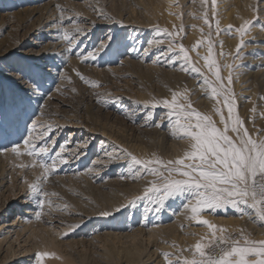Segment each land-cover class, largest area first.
Listing matches in <instances>:
<instances>
[{"label":"rangeland","instance_id":"1","mask_svg":"<svg viewBox=\"0 0 264 264\" xmlns=\"http://www.w3.org/2000/svg\"><path fill=\"white\" fill-rule=\"evenodd\" d=\"M161 1L0 0V122L4 128L3 133H0V208L6 209L17 201H26L29 206L35 207V211L39 210L35 200L26 197L27 185L24 181L33 182L43 170L38 167H19L21 164L31 165L32 158L16 157L10 151L14 144H22L23 139L28 138L30 132L32 135H37L43 130L37 127L35 131H31L30 124L33 119H39L36 121L37 125L54 126L51 139H54L57 145H64L67 142V150L63 155L69 159L67 164L59 165L56 173L49 177L46 190L56 193L55 196L50 197L54 207L50 209L46 205L40 220L35 216L36 228H33L32 240L29 239L30 243L27 242L26 247L32 246L35 241L38 242V238H43L54 241L55 248L59 251L56 250L55 256L62 263L121 264L125 252L129 253L133 249H140L139 260L151 258L155 245L162 244L163 238H167V242L175 240L174 243L178 245H188L199 236L206 235V240L211 238V232L206 226L198 225L194 221L189 223L191 222L189 220L187 226H182L183 233L178 231L179 236L177 234L169 237L157 236V239L151 238L150 241L148 236L144 235L139 236L137 241L135 239V242L130 241V238L128 241L117 237L99 240L92 238L94 234L109 233L112 227L119 225L121 217H129L131 210L127 207L123 216H118V212H113L109 217L100 215L103 211H112L108 203L113 202V199L121 194L123 190L121 187L125 181H135L132 179V172L128 170L129 167L116 163L115 159L110 160L107 154L113 149L118 152L121 148L129 153L128 150L136 147L144 154L146 151L145 157L154 159L163 152V145L158 136L163 130L154 126L158 122L160 113L155 114L154 119L150 121L141 120V116L137 114L140 111L138 102L151 96L157 99V90L168 79L166 67L163 63H157L156 55L159 49L148 45L149 40L156 39L157 35L154 32L160 29L162 24L163 13L160 15L155 12L151 15L153 8ZM192 1L174 0L179 8L173 15L175 18L178 15L177 31L181 27L184 29L180 33L181 36L176 37V41L182 43L185 48L189 46L193 25L190 21L192 14L189 13V9L194 11L200 0ZM223 1L233 8L237 0ZM262 3L264 0H250L255 21L254 28L257 32L261 30L263 37L252 41L253 43L246 41L248 46L243 47L239 54L242 59L234 60L236 55L233 56V67L236 64L233 70L236 72L233 77L236 112L242 114L245 110L244 106L249 101L252 103L255 100L257 107L263 105L262 118L257 119L258 115L253 116L250 121L254 125V127L251 125L253 129L247 126L250 133L260 138H264V96H260L258 91L255 92L257 89H253L257 88L252 82L253 72L244 59L251 52L254 53L253 56L263 54L264 30L261 26L264 25V5ZM60 9L64 10V28L72 32V24L78 23L87 32V35L77 36L76 44H79V48L74 47V53H69L67 42L59 36V32L62 31L58 27L61 18ZM104 15L112 19H105ZM120 21L123 22V26L118 23ZM209 21L211 23L210 18ZM220 29L229 32V44L232 41L233 28L230 30L229 25H224ZM210 30L202 23L196 31L204 43L208 40L207 34ZM52 31H56L54 33L60 39L58 48L53 47L52 41L56 40L51 37ZM106 37L113 38L110 47L100 53L97 59L82 58L81 54H86L85 50L94 51L99 42ZM213 38L214 35L211 37L214 40L213 50L221 51L223 54L233 53L231 46L223 42L220 44L219 40ZM80 40H83V43H80ZM250 46H256L257 49H252ZM245 73H250V76L237 80V75L242 76ZM190 74L186 73V79L193 80L194 75L190 76ZM80 76L85 79L81 80ZM85 81H91L99 87L93 88ZM251 92L253 96L248 95ZM36 95H39V100L33 105L31 101ZM247 112L243 115L248 114ZM258 123L261 124L260 127L257 126ZM57 125L59 127H56ZM102 133L112 137L111 144L107 139L105 146L100 145V141L106 140L100 135ZM169 140L167 137V141ZM5 148L9 151H4ZM143 153H135V156L143 157ZM89 169L93 170L89 172ZM143 188L146 187L139 186L138 189L144 191ZM136 195L139 197L143 193ZM131 197L132 195L126 196L130 198L128 202L133 200L134 197ZM181 200L183 197L169 200L165 209L159 213L152 212L151 205L149 206L147 201L138 200V204L134 207L138 217H134L136 224L134 223L135 226L130 229L136 232L141 222H145L143 227L158 221H163L161 222L163 224L172 222L176 218L169 216L170 213L175 212L177 217L184 211ZM29 206L26 208H30ZM145 207L148 209L147 212ZM15 208L13 206L12 210L14 211ZM26 208H20L19 212H23ZM231 209L216 210L214 214L206 212L207 214L203 215L230 221L242 219L247 223H251L255 218H250L247 214L241 216L236 210ZM141 210L147 216L144 217L145 220L142 219ZM252 223L250 230L243 228L246 230L243 233L254 240H263L256 234V230L262 228L264 224L253 221ZM72 225L80 226L72 228L70 227ZM143 227L139 230H144ZM221 228L227 229V234L233 233L232 237H239L242 232L235 223L227 222V226ZM129 231L127 232L131 234ZM142 237L146 238L142 239ZM44 262L48 263L46 260Z\"/></svg>","mask_w":264,"mask_h":264},{"label":"snow or ice","instance_id":"2","mask_svg":"<svg viewBox=\"0 0 264 264\" xmlns=\"http://www.w3.org/2000/svg\"><path fill=\"white\" fill-rule=\"evenodd\" d=\"M211 6L213 17H215L217 0H211ZM60 11L61 18L58 27L62 31L59 36L67 42L69 53H74V47L79 48V44H76L77 36L87 35V32L78 23H73L72 32H69L67 28L63 27L64 10L60 9ZM101 15H103L102 12ZM104 18L112 19L106 15ZM203 22L211 29L212 25L207 12L204 13ZM118 23L123 26L122 21ZM254 26L255 21L244 20L235 29L240 36V42L236 48L237 55L234 60L242 59L239 54L245 47L244 36ZM216 27L219 28L218 19ZM261 27L264 30V25ZM231 28L230 25L229 29L231 30ZM183 31L182 27L175 32L157 29L156 35L160 38L149 40L148 44L150 46L161 45L167 40L168 47L162 52L164 61L169 65H176L179 62L180 71L196 73L203 77L202 84L210 91L209 98L221 105L215 109V112L223 127H218L211 116L201 113L192 106L187 98L189 95L187 89L183 93L172 91L170 99L154 98L151 101H146L144 108L147 110L144 113V119L153 120L152 110L163 107L167 110L166 117L172 126L173 138L187 140L189 148L184 151L181 157L174 160L139 159L124 149H120L118 153H108L110 160H120L123 157L130 160V164L126 166L132 169L134 180L145 175L155 177L150 181V186L144 189L142 196L133 199L126 205L117 207L115 211H121L122 207L134 208L137 205V200H140L147 201L151 205L150 210L159 213L165 209L169 200L183 197L181 207L189 213L188 219L198 225L206 226L211 232V238L206 240L202 236L197 239L194 245L185 249L191 253V257H184L181 253L176 257V264H264V240H254L243 231L239 237H232L227 234V229L218 228L203 218V214L206 212H215L231 207L241 216L247 214L250 218L255 217L254 223L264 224V138L259 136L253 138L243 120L236 114V101L230 87L233 81L234 67L233 64L224 66L229 69L227 83H225V78L221 75V67L213 58L214 44L211 39V30L207 34V55L202 59L215 78L212 81L200 68L196 67L190 58L189 50L182 43H176V37ZM112 39V37H106L101 40L94 51L85 50L86 54L82 53V58L85 60L97 59L100 53L110 47ZM80 43H83V40H80ZM202 43L203 41L199 42L193 50ZM157 63H159V59ZM77 75L80 74L77 73ZM80 78L81 80L85 79L83 76ZM85 82L93 88L99 87L98 84L91 81ZM104 102L106 103V101ZM225 109L227 116L224 114ZM154 126L161 127V124L157 123ZM37 127L43 130L37 135H32L30 132L28 138L23 139L22 144H14L10 151L16 157L28 156L32 158L31 165L21 164L19 167H38L43 170L42 174L38 175L33 182L24 181L27 185L26 197L35 200L39 209L35 212V216L37 220H40L46 205L50 209L54 207L50 197L55 196L56 193L46 190L49 177L56 173L59 165L67 164L69 161L63 155L67 148V142L64 145H57V142L51 139L54 126L52 124L37 125L33 122L32 131H35ZM4 151H9V149L5 148ZM100 215L109 217L113 215V212L103 211ZM79 226L72 225L70 227L77 228ZM162 255L171 264V254L163 253ZM48 258L55 257L48 252H37L36 264H43V261Z\"/></svg>","mask_w":264,"mask_h":264},{"label":"bare ground","instance_id":"3","mask_svg":"<svg viewBox=\"0 0 264 264\" xmlns=\"http://www.w3.org/2000/svg\"><path fill=\"white\" fill-rule=\"evenodd\" d=\"M192 2H194V0ZM235 3H236V5H234V7L231 8V7H229V5L227 3H224L223 0H217V8H216V16L215 17H213V13H212L211 0H207V2H204V0H200L198 6L195 8L194 11H191L192 10L191 8L189 9V13L192 14V17H191L190 21H192L193 25L191 27L192 33H191V36H190V39H189V46L186 49L189 50L190 58L195 63L196 67L200 68L201 71L209 78L210 81L214 80L215 78L212 76L211 72L209 71V69L207 68V66L205 65V63H204V61L202 59V57L207 55V41H205V43H204V40H202V37H200L197 34L196 31L198 30L199 26H201V24L204 23L203 22L204 13L207 12V15L209 16L208 19L210 18L211 23H212L213 30H212V28H211V30L214 31L212 33V36L214 35L213 39L219 40L220 44L223 42V44L227 45L228 42H229L228 40L230 39L229 32H226L224 29H220V28L222 26H224V25H229V26L231 25L232 26V28H233V33L231 35L232 36V41H230L228 46H231L233 48V53L232 54H230V53L229 54H225V53L223 54L221 51L220 52H216L215 50H213V58L216 59L218 64L220 65V67H221V75L225 78V83H227V77L229 75V69L225 68L224 66L228 65V64H233L234 65L233 56L237 55L236 48H237V46H238V44L240 42V36L236 33L235 29L238 28L243 23L244 20L254 21L253 20L254 17H253V13H252V11H253L252 9L253 8L251 7L250 0H237ZM262 4L264 5V3H262ZM263 5H260V7H262ZM178 9L179 8H178V6H176V3L174 2V0H168V1L167 0H162L159 3V5H156V7L153 8V12H151V15L154 14L155 12H157L160 15L163 13L162 14L163 15L162 19L163 20H162V24L160 26V30H167L169 32H175V31H177V25H179L178 24V15L176 16V18L173 15L175 13H177ZM156 16H158V15H156ZM217 19L219 20V28L218 29L216 27V20ZM50 32H51V29H50ZM54 32H56V31H54ZM54 32L52 31V33H50L52 36L51 35L50 36L54 37L53 39L56 40V41H52L53 42L52 43L53 47L54 48H58V47H60V39H58L59 38V37H57L58 35H56V33H54ZM217 32L219 33L218 35L216 34ZM154 33H156V32H154ZM222 35H225V37H222ZM260 37H263L261 30L259 32H257V30L253 27L251 29V31L246 36H244L245 46L246 47L248 46V43H246V41L252 42V41H255L257 39H260ZM155 38L158 39L160 37L155 36ZM201 41H203L204 45L200 44L199 47H196L195 50H193L194 46L198 45V43L201 42ZM213 41L214 40H212V42ZM176 43H177V41H176ZM152 46H154L155 48L159 49V51H158L159 53H157L156 59H159V62L163 63V66L166 67L165 71L167 72V75H168V79L165 81V83H163V86L160 89L157 90V95H156L157 99H164V98L170 99L172 91H177V92L183 93L185 91V89H187L188 93H189L187 98H188V100H190L192 106L196 110L200 111L201 113L211 116L212 119L216 122L217 126L222 128L223 126L220 125V123H219V116L216 115V112H215V109L217 107H220L221 105L216 104V102L214 100L209 98L210 91L206 88V86H204L202 84L203 77L199 76L196 73L189 72V73L194 75V79L193 80L186 79V72L180 71L179 68H178L179 62H177L176 65H169L168 63H166L164 61V57L162 55V52L165 49H167V47H168L167 40H166V42L164 44L151 45V47ZM251 48L252 49H255V48L257 49L256 46H252ZM243 50H242V52H244ZM145 51H147V50L145 49ZM262 52H263L262 56L261 55L253 56L254 53L251 52L250 55L245 56L244 60H245V62H246V64L248 66L250 65L251 70L253 72L252 73L253 74V81L252 82H254L253 84H256V86H257V88L255 87L253 89H257L255 92L258 91L260 96L263 97L264 96V50H262ZM147 53H148V51H147ZM235 66H236V64H235ZM152 69H154V68H152ZM241 71L243 72V70H241ZM248 71H250V70H248ZM153 72H156V71L153 70ZM234 73H236V72L232 71V76L233 77H234ZM191 74H190V76H191ZM244 76L249 77L250 73H245L242 76H241V74H239L236 77H237V80H241L242 77H244ZM241 82H243V81H241ZM233 83H234V81H232V84L230 85L232 91L234 89ZM243 83H241V84H243ZM248 95L249 96H253L254 94H252V92H251V94L249 93ZM29 96H31V95H29ZM152 98L153 97L151 96L150 98H145L142 101L138 102L137 105L139 106L140 111H139V113H137L138 111L135 112V113H137V114H139L141 116V120L142 119L144 120V113L147 110V109L144 108V103L146 101H151ZM252 98L255 99L254 97H252ZM38 100H39V95L38 96L36 95L33 98V101H31V104H33V105L36 104V102ZM249 102H247V105L244 106L245 110L243 112V113H245V112L249 111V112H247L248 114H246L245 116L243 115V113L242 114L241 113L238 114L240 119L243 120L244 125H245L246 128H247V126H249L250 128L254 127V125L251 124V122H250V121H252L251 119H253L252 117L258 115L256 117L257 119L258 118H262L261 112L263 110V105L259 106V107L255 106V100H254V102L252 101V103L251 102L249 103ZM152 111H153L154 115L157 114L158 112L160 113L159 114V119L157 118L158 119L157 123L161 124V127H159V128L161 130H163L162 133H160V132L158 133V136L160 137L161 143L163 145V149H162L163 152L157 158H161L163 160H174L176 158L181 157L183 155L184 151L189 148V144H188L187 140L173 138V136L171 134L172 126L168 123V119L166 117V111H167L166 109H164L163 107H158V108H156V109H154ZM224 114H225V116H227V110L226 109L224 110ZM236 114H237V112H236ZM37 120H39V119L35 118V119H33V122L36 123ZM253 121H256V120H253ZM33 122L30 124L31 128H32ZM46 123H48V122H46ZM251 125H253V126L251 127ZM260 125L261 124L258 123L257 126L260 127ZM3 129H4L3 125L0 122V133H3ZM247 130H248L249 134L252 137H256L253 133H250L248 128H247ZM102 134H104V133H102ZM102 134H100V135L102 137H104L106 140L100 141V145H104L105 142H107V139L108 140L112 139V137H110V136H108L106 134H104V135H102ZM229 134L231 135V133H229ZM167 137H168V139H170L169 141H167ZM112 141H114V140H112ZM109 143L111 144V140H110ZM121 146L123 147V145H121ZM121 146H120V148H121ZM81 148H82V146H80L79 149H81ZM110 148H112V147L110 146ZM123 148H125V147H123ZM83 149H84V147H83ZM118 149H119V147H118ZM128 151H130L129 153H131L132 155H136L138 152L140 154L143 153V152H140L141 150L136 148V147H135V149H131V150H128ZM111 152L113 153V152H117V151H115V149H113V150H111ZM153 152L154 151H152V153ZM66 154H68V153H66ZM76 154H77V152H76ZM145 154H146V151H145ZM145 154L143 155V157H137V158H139V159H149V158L145 157ZM81 155L82 154H80V156ZM107 155L105 157H107ZM140 156H142V155H140ZM101 158H102V154H101ZM116 163H119V164L122 163V164L128 165V164H130V160L127 157H123L120 160H116ZM96 164H97V162H96ZM97 165H99V164H97ZM127 168H126V170H127ZM128 170H130L132 172V169L130 167H129ZM127 174H129V173H127ZM120 177H122V176H120ZM129 179H130V177H129ZM153 179H154L153 176L145 175V177L144 176L137 177L134 182L125 181V183L122 185L123 187H121V188H123V190L121 191V194L117 195V193H116L117 196L115 195L116 197L113 199V202L108 203V207H110L112 209V212H116L115 209L117 207H121V206L126 205V204L129 203L128 200L130 198L129 199L126 198L127 195H132L131 198H133L134 196H137L136 194L143 193V191L141 189H138L139 186L140 187H148V185L150 184V181H152ZM122 180H124V178ZM143 190H144V188H143ZM135 198L136 197H134L133 199H135ZM181 201H183V200H181ZM178 203H179V201H178ZM137 204H138V202H137ZM11 205L12 206H10V205L8 206L7 205L8 207H6V209H4L5 207L0 208V264H36V260H35V256L36 255H35V253H37V252H48V253H51V254L54 255L55 258L45 259L46 262H48V263H45L43 261L44 262L43 264H65V263H62V261L57 256H55V253H56L57 249L55 248L54 241L43 239V238H38V240H39L38 242L35 241L33 243L31 241L32 240L31 237H32V233H33L32 230H33V228L34 229L36 228V221H35V212L36 211H35V207L29 206L26 201H22V202L21 201H17L14 204H11ZM13 206L16 207L14 211L12 210ZM28 206L30 208H26ZM22 207H25L26 209L23 210V212H19L20 208H22ZM229 208H231V207H229ZM126 209H127V207H122V210L119 211L117 213V215L118 216H123V214L125 213ZM134 209L135 208H131V210H130V212L128 214L129 215L128 218L121 217L119 225H116L115 227H112L111 230L109 231V233L104 234V235L94 234V235H92V238L99 240V239L108 238V237H111V238H116L117 237V238H121V239H127V241H128V238H130V241L134 240L133 242H135V239L137 241L138 240L137 238H139V236H144L145 235V236H148L149 240L151 238L152 239H157V236L168 235V237H169V236H171L173 234L174 235H176V234L178 235L180 232L183 233L184 229L182 230V226H187V224L193 222V221L189 222L190 221L188 219L189 213H187L183 209L184 211L181 210L182 212H181V214L179 216H177L178 218L175 216L176 215L175 212L170 213L169 216H171V217L173 216V217L176 218V219L174 218L175 220H173V221L171 220L172 222H170V223H165L164 222V224H163V223H161L163 221H161V222L158 221V222H154V223L149 224L147 227H143V226H145L144 225L145 222H141L139 229L143 227L144 230L136 229L137 231L135 232V230L133 231V229L132 230L130 229L133 226H135L134 225V223H135L134 217H138V213L135 212ZM142 210H141V212H142ZM13 214H15V215L11 216ZM212 214H214V212ZM145 215H144V212H142L141 216L143 217L142 218L143 220H145L144 217H147ZM203 218L209 220L210 223H212V224H214V225H216L217 227H220V228L227 226V222L228 223H235V226H238L243 232L246 231L243 228L246 227L247 229L250 230V227L253 225V223H252L253 220L251 221V223H252V225H251V223H247L245 221H242V219H237V220L230 221V220H226L224 218L208 217L207 215H203ZM244 220H245V218H244ZM130 223L133 224V225H131ZM129 229L131 231H129ZM127 231L131 232V234H129ZM178 231H180V232L178 233ZM91 233H93V232H91ZM217 234L219 235V233H217ZM256 234H258V236H260L264 240V225H263L262 228L256 230ZM228 235L233 236V233L232 234L229 233ZM234 235H235V233H234ZM205 236L206 235H204L203 237H205ZM200 237H202V236L197 237V239H199ZM143 238H146V237H142V239ZM29 239H31L30 241L33 244L30 247H26V244H27V242H29ZM166 239L167 238H163V240H162L163 242L161 241L162 244L158 243L159 245H155V247L153 246L154 249H153L151 258L150 257L149 258L146 257L147 259H145L143 261L139 260V257H140L139 250L140 249L139 250L138 249L137 250L133 249L129 253L127 251L125 252V254L121 258V264H169V261H166L163 258V255H162L163 253L171 254V264H176V257L181 255V253H182V255L184 257H189V258L191 257V253L189 251H185V249H188L190 246L194 245L196 240H197L196 239L194 242H192V243H190L188 245H186L185 243H184L185 245H181V244L178 245V244L174 243L175 240H174V242H169V241L167 242ZM95 241H97V240H95ZM147 242H148V239H147ZM68 264H73V263H68Z\"/></svg>","mask_w":264,"mask_h":264}]
</instances>
